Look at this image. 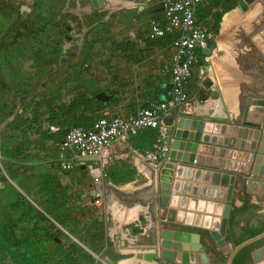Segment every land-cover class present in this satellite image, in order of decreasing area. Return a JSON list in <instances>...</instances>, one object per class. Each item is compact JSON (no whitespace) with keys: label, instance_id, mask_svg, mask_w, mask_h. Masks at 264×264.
<instances>
[{"label":"crops","instance_id":"0c3cea01","mask_svg":"<svg viewBox=\"0 0 264 264\" xmlns=\"http://www.w3.org/2000/svg\"><path fill=\"white\" fill-rule=\"evenodd\" d=\"M73 3L64 10L70 17L66 27L72 37L74 32L84 37L89 31L83 22L79 26L86 13H114L124 8L129 17L109 51L98 56L90 51L82 65H67L70 79L65 84L64 104L79 97L96 99L95 94L103 91L108 96L105 102H89L94 112L91 118L95 119L132 113L147 101L155 102V87L170 83L163 69L170 59L172 40L171 36L154 40L145 36L149 19L162 15L161 9L152 12L160 7L158 0H105L97 9L89 0ZM222 5L208 0L199 7L197 19L212 26L213 15ZM259 11L264 15V10ZM243 12L223 15L220 29L210 41V54L202 52L192 70L186 84L187 99L162 113L153 143L148 131H140L116 141L91 160L70 150L61 153V140L52 135L57 126L56 130L47 126L49 139L40 132L32 133L41 154L38 163L52 173L61 171L65 179L76 171L80 183L85 181L77 190L80 207L63 211V225L54 222L53 231L59 229L63 239L50 240L52 246L58 240L69 261L71 257L79 264H224L225 253L216 252L211 237L207 234V239L203 233L217 225L232 176L227 246L264 232V52L254 41L257 33L249 37L245 32L229 31L232 26L241 29L243 24L247 28L254 20ZM115 20L123 26L120 17ZM109 52L111 60L107 62ZM246 105L250 122L242 120ZM199 121L206 124L204 130H196ZM196 134L199 139H195ZM175 138L198 142V147L194 152L173 150L182 160L170 159L168 154L157 162L146 158L157 140L170 149ZM191 155L195 157L192 162ZM62 161L69 162L71 168L62 169ZM127 172L126 180L111 179ZM224 174L228 175L225 185ZM71 218L75 224H69ZM72 243L77 247L73 249ZM211 244L213 249H207ZM251 246L244 264H264V237ZM255 250L259 258L253 261L251 253Z\"/></svg>","mask_w":264,"mask_h":264},{"label":"rangeland","instance_id":"374dc122","mask_svg":"<svg viewBox=\"0 0 264 264\" xmlns=\"http://www.w3.org/2000/svg\"><path fill=\"white\" fill-rule=\"evenodd\" d=\"M241 1L243 5H240ZM222 2L217 10L221 14L216 17L215 34L220 29L223 15L235 10L248 12L254 20L248 26L246 24L247 28L243 24L241 29L232 26L229 31L245 32L250 37L264 28V15L259 14V10H264V0ZM65 5L75 3L73 0H0V215L2 221L11 227V235L15 219L29 205L58 213L80 207L77 190L85 181L80 183L76 171L65 179L62 178L64 173L55 170L54 185L49 187V192L43 191L41 182L46 179L40 176L41 164L38 162L41 154L36 150L38 141L32 133L40 132L45 139L50 138L49 134L46 135L48 116L50 110L60 109L65 103V84L70 79L67 65H82L83 53L105 54L112 48L115 35L121 34L127 26L128 10L121 8L114 13L99 10L82 14L79 26L83 22L89 31L84 37L81 32H74L72 37L66 27L70 25L67 22L70 17L64 12ZM116 17H120L123 26L116 23ZM248 42L254 45L252 39ZM70 54L67 61L65 56ZM106 60H111L110 52ZM72 74L73 78L75 73ZM85 113L89 117L94 114L91 107ZM62 131L63 128L58 127L59 134L53 133V139L58 140ZM53 146V143L49 144V149L52 150ZM52 154L56 153L50 152L49 155ZM68 221L69 224L76 223L74 218ZM52 229L49 228L50 234ZM225 234L226 239L227 228ZM203 235L208 239L207 233ZM40 239L32 256L37 264H67L53 256L52 242L43 237ZM212 245L206 248L211 250ZM216 252L221 253L219 249ZM222 255L224 262L226 255ZM5 264L11 263L7 260Z\"/></svg>","mask_w":264,"mask_h":264},{"label":"built area","instance_id":"2783aa9c","mask_svg":"<svg viewBox=\"0 0 264 264\" xmlns=\"http://www.w3.org/2000/svg\"><path fill=\"white\" fill-rule=\"evenodd\" d=\"M208 0H158L162 15L148 21L146 38L154 40L171 36L170 59L163 72L169 77L171 99L161 103L146 104L128 114L98 116L89 126H72L59 143V150H70L77 155L99 156L113 143L137 135L140 131L156 130L162 113L187 99L186 84L193 68L199 63L202 49L208 48L214 32L197 19V11ZM51 130L57 127L49 126ZM169 148L157 140L146 153L149 161L164 159ZM62 169H70L69 162L62 161Z\"/></svg>","mask_w":264,"mask_h":264},{"label":"trees","instance_id":"16d2710c","mask_svg":"<svg viewBox=\"0 0 264 264\" xmlns=\"http://www.w3.org/2000/svg\"><path fill=\"white\" fill-rule=\"evenodd\" d=\"M223 0H215V4L218 5ZM220 11H215L213 15V25L211 26L213 32H216V17L220 15ZM215 27V28H214ZM85 48V47H84ZM82 62L87 61L88 53L81 54ZM90 101L96 103H101L100 100L92 98H83L79 97L77 99L71 100L68 104L62 105L60 109H52L49 112L48 116V125L49 126H58L59 129L63 128L61 136L58 138L60 141L68 129L72 126H89L94 119L89 117L85 112L90 108ZM97 118V117H96ZM151 137L152 143L154 142L156 135L154 130H146ZM57 133V131L55 132ZM59 134V133H57ZM39 169L40 176L46 181L41 182L43 191L49 192V187L54 185V173L50 172L45 165L41 164ZM108 175V174H107ZM112 175V174H111ZM130 173H123L122 176L117 178L111 176V179H122L126 180L129 177ZM46 177V178H45ZM54 188H51L53 190ZM54 197V192H53ZM52 204H55L54 199H52ZM66 216L64 213L59 214L57 211L54 212H45L33 205H29L23 212H21L15 219L13 224V232L10 234L11 227L5 224L2 221L0 215V264H5L8 260L11 264H37L36 259L33 256V249L36 243L40 242V238H46L48 242L53 240L54 237L60 238L57 236L60 234L59 229H55L52 234L49 232V228H55L54 222H57L60 225L64 224ZM22 228H20V227ZM52 229V230H53ZM58 240H56V246L52 247L53 256L57 255L61 257V260L65 261L67 264H79V261L69 258L70 261L63 256L64 251L62 246H59ZM239 243V242H237ZM73 249L76 244L72 243ZM251 245L244 247L240 250L235 258L233 259L232 264H244L245 259L248 257V254L251 250Z\"/></svg>","mask_w":264,"mask_h":264},{"label":"water","instance_id":"95a60500","mask_svg":"<svg viewBox=\"0 0 264 264\" xmlns=\"http://www.w3.org/2000/svg\"><path fill=\"white\" fill-rule=\"evenodd\" d=\"M92 7L94 8H99L102 7L105 3V0H89ZM249 1V0H246ZM240 5H243L242 1L240 2ZM162 7H157V8H153L152 12L157 11L158 9H161ZM262 36H264V28L260 30L259 33L256 34V36L254 37V41L256 42V44H258L259 48L261 49V51L264 52V41L262 40ZM203 54L209 55L210 54V50L209 48H205L202 49ZM95 98L99 99L101 101H106L108 96L103 92V91H99L98 93L95 94ZM153 99L157 102V103H161L164 101H168L171 99V85L169 83L163 84V85H157L154 89V94H153ZM248 111H249V105H246L244 108V113H243V117L242 120L244 122H250V120L252 119H248L247 115H248ZM258 121V120H256ZM206 127V124H204L203 121H199V123L197 124V131L200 130H204ZM195 139H199V134L195 135ZM201 140H203L201 138ZM262 140H264V134L262 136ZM198 147V142H194L192 143L191 141H185L183 139H172L171 143H170V149L168 151V157L170 159H175L176 157L173 155L172 151L175 149L178 150H185V151H196ZM260 156L257 155L256 159H258ZM91 160H94L95 158L90 157ZM182 160V157L179 156L176 158V160ZM263 159V158H261ZM185 160V159H184ZM195 160L194 155H191L189 158V161L192 162ZM217 166V165H216ZM256 173L255 171H252L251 174ZM222 178L224 179V183L223 185H225V181L226 179H228V175H222ZM230 183L227 184L228 185V189L227 192L225 194V198L224 200L226 201V204L223 205L222 211H221V217L217 223V225L210 229L208 231V235L211 237V239L213 240V242L215 243L216 247L221 251V253H225L226 254V259H225V263L224 264H232L233 259L235 258V256L237 255V253L242 250L244 247L251 245L252 243L262 239L264 237V232H262L259 235H256L254 237H251L249 239H246L240 243H238L237 245H233L231 246V248H229L227 246V241L225 239V231L227 228V219H228V214H229V210H230V202H231V197H232V192H233V181L235 179V177H230ZM167 202V201H166ZM166 202H164L166 204ZM169 203V201L167 202V204ZM172 220V219H169ZM262 252L264 253V248L262 249ZM251 258L253 261H255L256 259L259 258V252L258 250H255L251 253Z\"/></svg>","mask_w":264,"mask_h":264}]
</instances>
